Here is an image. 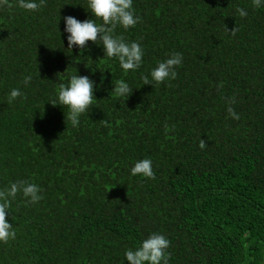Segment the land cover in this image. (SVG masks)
I'll return each instance as SVG.
<instances>
[{"label": "trees", "instance_id": "trees-1", "mask_svg": "<svg viewBox=\"0 0 264 264\" xmlns=\"http://www.w3.org/2000/svg\"><path fill=\"white\" fill-rule=\"evenodd\" d=\"M133 7L140 22L115 34L144 56L124 73L99 41L67 48L63 17L93 18L86 0H46L31 13L0 0V188L25 179L43 197L11 203L16 236L0 243V264H127L124 250L152 232L169 240L168 264H264V5ZM172 52L183 57L176 78L143 85ZM74 74L103 78L77 127L48 104ZM121 79L127 99L110 94ZM12 88L23 99L9 104ZM144 157L153 179L130 175Z\"/></svg>", "mask_w": 264, "mask_h": 264}, {"label": "clouds", "instance_id": "clouds-1", "mask_svg": "<svg viewBox=\"0 0 264 264\" xmlns=\"http://www.w3.org/2000/svg\"><path fill=\"white\" fill-rule=\"evenodd\" d=\"M45 3L46 0H16V6L29 13L38 11ZM252 3L254 7H260L264 5V0H252ZM86 8L85 11L94 19L86 18L81 21L71 15L63 17V32L66 34L67 48L72 49L75 46L83 51L87 49V42L96 44L99 41L102 44L103 58H114L124 73L138 70L143 62V47L137 41H127L115 34L117 26L128 30L140 22V17L133 7V0H86ZM236 12L240 17L247 15L244 8L238 7ZM225 30L235 34V29ZM59 34L61 35L60 31ZM182 59V54L179 52L169 53L165 59L158 61L155 67L149 70L148 75L141 76L143 85H159L175 79L177 69L182 65ZM31 80V75L25 76L24 85H28ZM102 80L100 84H97L89 76L71 75L67 83L59 84L55 98L48 104L60 105L64 108L65 119L73 127H77L81 116L88 112L93 104L94 91L100 89ZM132 91L133 89L125 80L112 81L110 94L127 99ZM18 97L23 99L21 90L12 88L7 94V102L12 104ZM228 113L233 119H239L231 107L228 108ZM200 147H204L203 141ZM152 164L149 157L137 159L130 167V175L153 179ZM41 193L42 189L37 183L25 179H17L0 188V243L15 239L16 232L10 222L9 209L17 195H21L29 204H36L43 198ZM169 244L166 236L159 232H152L136 246L126 248L123 252L124 260L127 264H168Z\"/></svg>", "mask_w": 264, "mask_h": 264}]
</instances>
